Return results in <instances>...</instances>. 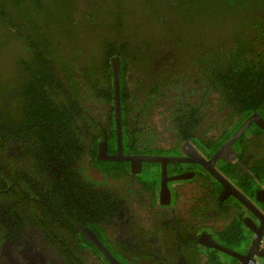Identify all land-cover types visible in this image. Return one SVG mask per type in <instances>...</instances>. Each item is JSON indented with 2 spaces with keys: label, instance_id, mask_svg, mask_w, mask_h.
Returning <instances> with one entry per match:
<instances>
[{
  "label": "flooded vegetation",
  "instance_id": "af4514ba",
  "mask_svg": "<svg viewBox=\"0 0 264 264\" xmlns=\"http://www.w3.org/2000/svg\"><path fill=\"white\" fill-rule=\"evenodd\" d=\"M133 2L139 28L124 0H70L60 19L35 17L37 33L0 20V55L19 46L0 66V264H236L217 246L243 242L264 254V99H217L222 82L210 78L188 83L192 99L183 79L168 90L164 69H179L184 46L174 33L153 42L151 17L165 24L174 6L156 5L158 16ZM248 3L243 18L264 32V0Z\"/></svg>",
  "mask_w": 264,
  "mask_h": 264
},
{
  "label": "trees",
  "instance_id": "16d2710c",
  "mask_svg": "<svg viewBox=\"0 0 264 264\" xmlns=\"http://www.w3.org/2000/svg\"><path fill=\"white\" fill-rule=\"evenodd\" d=\"M51 1L52 0H0V20L5 19L13 25L21 21L27 22L29 30L37 33L40 30V26L35 17L51 15L52 19L61 18V16L57 17L56 15L53 17L52 11L57 10L51 6ZM57 1L59 2V4H57L58 12L65 8L67 2H70V0L67 2L66 0ZM140 1L146 6H150L152 13H156L158 16L161 12L163 13V11L159 10L160 13H157L156 5L168 1L174 6L175 12L173 10L170 14L174 17V20H172L174 25L173 28L170 29L171 33L167 34L171 37V34L174 33L173 35H176L175 37H179L182 40L184 48L182 54H180L181 57L175 62L176 67L179 69L170 73L166 68L164 69L169 77L165 79L166 85H164L168 90L173 91L175 89L173 87H175L178 81L183 79L182 85L188 92V99H192L190 95L193 88L192 86H187L188 83L190 84V82L197 79L207 82L208 78H210L222 82V85H219L221 88L219 94L221 96L217 99H237L245 109L250 108V102L254 99H264V57L263 63H260L261 54L264 50L255 51L256 38H263L264 32L257 26V23H248V18H243L242 13H244L249 6L248 0ZM61 4H64V6L61 7ZM1 5H4V7L1 8ZM29 6L36 11L35 17H31V19H27V13L24 9V7ZM16 7L18 8L17 10L15 9ZM177 8L183 11L182 15L184 17L177 14ZM164 15L166 16L167 14L164 13ZM151 19H153L155 27L160 31V33L155 36L160 37L159 40L161 41L159 43L164 47L162 39L168 37H162L166 34L164 33V31H166L165 29H163L162 32V28L165 27V24L162 23V19H155V17H151ZM228 25L231 29L226 32ZM249 33H255L256 38L250 36ZM245 37H247L248 40H246ZM156 39L157 38H152L151 40L156 43ZM153 42H150L151 46H153ZM228 45L233 46L230 50L234 49L230 51L233 54L230 58L228 54L222 52ZM241 52L244 57L239 60L238 53ZM121 61L123 67L127 65V62L122 59ZM222 62L231 63L228 64L226 73ZM13 64L14 62L12 65ZM199 70L201 74H198ZM222 88H225V91H223ZM205 91L206 94L202 95ZM212 92L213 88L209 85L200 89L203 99L209 98ZM123 93L127 96L125 88L122 90V94ZM124 100L125 99H121V101ZM248 102L249 106L247 105ZM222 104L223 102L220 103V105ZM219 111L224 113L225 110L221 108L218 112ZM113 112V106L109 107V113L112 115L111 120L115 122ZM218 112L215 111L216 116H219ZM261 112L264 113V109H261ZM124 118V128H126L124 130L126 131L127 122L125 114ZM114 122L113 126L115 127ZM96 152L97 150H95V153Z\"/></svg>",
  "mask_w": 264,
  "mask_h": 264
},
{
  "label": "rangeland",
  "instance_id": "374dc122",
  "mask_svg": "<svg viewBox=\"0 0 264 264\" xmlns=\"http://www.w3.org/2000/svg\"><path fill=\"white\" fill-rule=\"evenodd\" d=\"M136 2V0H134ZM131 2V6H132V9L130 11H127L128 14H131L132 17H135L136 18V24H137V27L139 28L141 25H143L144 23H142L140 20H138L139 17H136L139 15V11H140V8H138L136 6V4L133 2V0H124V3L125 4H129ZM166 2V1H165ZM51 6L55 8V10L57 11H52V14H53V17L56 15L57 17L58 16H61L62 14V11L59 13L58 12V7H57V4H59V2L57 0H52L51 1ZM111 2H108L106 5L109 6ZM16 10L18 9L17 7L15 8ZM24 9L26 10V13H27V19H31V17H35V12L34 9L32 7H24ZM51 11V10H50ZM173 11V9L171 7H168L167 11L164 12L166 13L167 15L164 17L165 18V24L167 26H171L173 25L171 22H170V19L171 20H174V17H172L170 14L171 12ZM177 11V14L178 15H181L183 16V11L180 10V9H176ZM152 13V11H150ZM175 12V10H174ZM140 16L142 17V14H140ZM169 16V17H168ZM180 16V17H181ZM30 17V18H28ZM184 17V16H183ZM57 19V18H56ZM134 21V19H132L131 17H127V20L126 22H132ZM157 28V27H156ZM168 28V29H167ZM165 30V33H171L170 31V27H167ZM231 29V27H229V25L227 26L226 28V32L229 31ZM1 31V30H0ZM163 32V30H162ZM160 33V31H158V28L157 29H152L151 31V36L152 38L155 36V35H158ZM154 35V36H153ZM169 36V34H167ZM196 36V35H195ZM160 37L158 36L157 39H159ZM17 48H19V46L17 44H11L10 47H8L3 53L2 55H0V66L2 68V70H4L5 72L8 71V69L11 67V62H12V55L16 52ZM65 55V54H64ZM63 55V56H64ZM61 56V57H63ZM64 60V59H62ZM153 121H154V125L156 128H160V126H162V123H163V117L159 116V115H156L154 116L153 118ZM142 180L147 182V183H151L154 179L152 178V175L147 171L145 173H143L142 175ZM222 263V262H220Z\"/></svg>",
  "mask_w": 264,
  "mask_h": 264
},
{
  "label": "water",
  "instance_id": "95a60500",
  "mask_svg": "<svg viewBox=\"0 0 264 264\" xmlns=\"http://www.w3.org/2000/svg\"><path fill=\"white\" fill-rule=\"evenodd\" d=\"M118 70H119V63L116 64L115 66V72L117 73V86H116V106H117V112H116V118H117V126H118V131H120L121 129V112H120V99H119V78H118ZM254 117V118H253ZM249 119V122H251L252 120H258L259 117L257 116H253ZM243 131L239 132L236 134V136L232 137L231 140L229 141L228 145L231 146V144L234 142V140L240 136L242 134ZM112 158V157H111ZM129 159H131V157H128ZM127 158V159H128ZM143 159L145 160H153V161H159L161 160V158H158V157H154V158H146L144 157ZM164 161H180L182 160L181 158H177V157H174V158H170V159H162ZM203 163L205 165H207V162H204ZM217 178H220L218 176V174H216L213 170L209 169ZM164 175H165V165H164ZM206 245V244H205ZM218 245V244H217ZM206 246H213V245H209L207 244ZM215 246V245H214ZM213 246V247H214ZM217 247H220L222 249H224V251L226 253H228L229 255L233 256L234 258H236L237 262L236 264H249V261L250 260H255V262L257 263V259L255 256H258L260 259H263L264 258V254L262 253H259L257 251L254 250V244L250 243V244H247L245 242H243L240 246H238V248H240V250H236V249H230V248H224V247H221L220 245H218ZM243 250V251H241Z\"/></svg>",
  "mask_w": 264,
  "mask_h": 264
}]
</instances>
